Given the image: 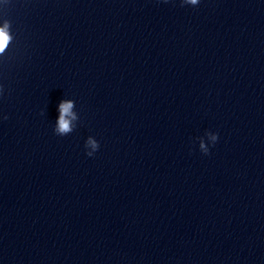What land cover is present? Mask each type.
Here are the masks:
<instances>
[{"label":"clouds","instance_id":"1","mask_svg":"<svg viewBox=\"0 0 264 264\" xmlns=\"http://www.w3.org/2000/svg\"><path fill=\"white\" fill-rule=\"evenodd\" d=\"M200 3V0H182V5H192L196 6ZM8 24L5 23L3 27H0V53H3L8 46V43L11 39L10 35L8 34ZM73 108L72 101H62L59 105V117L57 120V127L56 133L59 136H66L68 133L72 131L71 122L67 117L72 115L71 109ZM74 118V117H73ZM4 119H7L5 117ZM212 144L214 145L218 140V134H214L211 136ZM91 147V151H87L86 155L89 157L93 156L94 153L99 149V143L96 140H93L91 137L88 138V141L85 147ZM200 150L202 153L207 155L209 153V147L205 145L204 141L201 139L200 141Z\"/></svg>","mask_w":264,"mask_h":264}]
</instances>
